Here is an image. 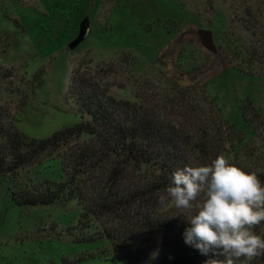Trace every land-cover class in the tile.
<instances>
[{"label":"rangeland","instance_id":"rangeland-1","mask_svg":"<svg viewBox=\"0 0 264 264\" xmlns=\"http://www.w3.org/2000/svg\"><path fill=\"white\" fill-rule=\"evenodd\" d=\"M247 5L264 20V0ZM242 9L240 0H0V67L14 74L0 84V106L13 112L16 129L29 139L71 127L80 118L68 99L69 85L82 65L110 95L130 103L151 100L171 86L203 88L221 119L249 140L240 107L250 102L264 121V78L245 75L229 62V51H242L249 42L229 24ZM199 31L211 32L214 53L202 46ZM85 140L22 169L19 181L64 182ZM102 166L99 176L106 179L116 161ZM131 170L119 168L123 191L132 192ZM81 178L87 181L86 174ZM85 187L94 193L98 186L91 177ZM161 195L166 192L159 195L161 210L178 218L196 214L204 202L201 194L182 211L170 197L162 203ZM79 216L76 201L17 207L8 180L0 178V264H121L106 241L90 240L97 223L79 228Z\"/></svg>","mask_w":264,"mask_h":264},{"label":"trees","instance_id":"trees-1","mask_svg":"<svg viewBox=\"0 0 264 264\" xmlns=\"http://www.w3.org/2000/svg\"><path fill=\"white\" fill-rule=\"evenodd\" d=\"M240 1L242 15L229 24L248 35L249 42L242 51L230 50L229 62L245 75L264 78V20L252 12L248 0ZM13 77V71L0 67V84ZM69 92L80 121L44 140L25 137L14 125L13 112L0 106V178L8 180L12 202L31 208L76 201L77 226L85 229L97 223V233L90 240L106 241L121 264H205L213 258L185 243L191 215L164 214L159 195L177 169L208 165L219 155L244 172L255 173L264 185V121L257 109L250 102L240 107L251 134L246 140L245 134H235L221 119L203 88L171 86L151 100L136 97L138 102L130 103L110 95L104 82L81 65L72 73ZM82 137L88 140L76 149L72 172L64 182L27 186L19 181L22 169L45 155H61L63 148ZM107 159L116 161V167L102 179L99 173ZM122 165L135 172L134 185L129 182L132 192L122 190L118 175ZM84 174L87 181L83 182ZM91 177L98 186L94 193L85 187ZM253 231L264 238V221ZM251 264H264V255Z\"/></svg>","mask_w":264,"mask_h":264},{"label":"clouds","instance_id":"clouds-1","mask_svg":"<svg viewBox=\"0 0 264 264\" xmlns=\"http://www.w3.org/2000/svg\"><path fill=\"white\" fill-rule=\"evenodd\" d=\"M165 192L160 201L170 197L182 211L203 194L199 211L187 218L191 227L184 239L202 254H212L205 264H251L264 255V238L253 231L264 221V185L255 173L219 155L208 165L177 169Z\"/></svg>","mask_w":264,"mask_h":264},{"label":"water","instance_id":"water-1","mask_svg":"<svg viewBox=\"0 0 264 264\" xmlns=\"http://www.w3.org/2000/svg\"><path fill=\"white\" fill-rule=\"evenodd\" d=\"M198 34H199V38H200L202 46L206 50L214 53L216 50L212 42L211 32L210 31H199ZM77 44H78V41L72 43L70 45V48L74 49L77 46Z\"/></svg>","mask_w":264,"mask_h":264}]
</instances>
